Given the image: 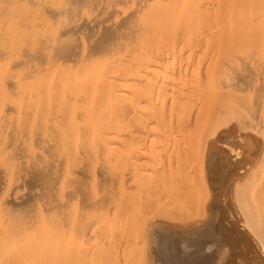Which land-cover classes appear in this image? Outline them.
I'll return each instance as SVG.
<instances>
[{"label": "bare ground", "instance_id": "bare-ground-1", "mask_svg": "<svg viewBox=\"0 0 264 264\" xmlns=\"http://www.w3.org/2000/svg\"><path fill=\"white\" fill-rule=\"evenodd\" d=\"M20 1L23 0H0V264H58L60 254L72 251L73 241L85 239L90 232L97 240L96 245L103 247L100 244L103 245L108 235L103 219L111 175L103 146H106L105 142L110 146L114 138V146L119 142L117 137L122 135L119 129L125 117L129 116V121L131 117H137V122L144 123L138 122L144 131L148 127L147 135L153 136L151 133L156 129L169 130L166 128L169 125L163 124L162 128L160 124H170L178 111L177 115L181 114V117L179 115L176 120L180 121V125L177 123L180 128L183 124L187 126L198 121L202 125L214 126L212 131L209 130L213 136H223L220 127L228 121L237 118V125L240 119L246 123L249 107L254 112L258 111L256 107L264 109V0H62L65 4L60 9H57L58 4L52 6L55 0H30L28 3L34 4L39 11L43 10L50 19L65 21L63 25L59 20L56 25L57 28L62 25V28L57 29L59 32L55 34L52 48L49 44L45 46L53 51L50 58L31 48L24 51L22 57L11 53L13 50L9 46L12 43L8 42L13 37L10 38L11 33L8 35L7 30L22 21H10L6 16L10 12L9 6L20 5ZM32 17L35 16L30 19ZM101 56L111 58L114 63L112 65L109 61L111 66L103 65L102 70L97 65L94 77L97 79L99 74L101 86L96 79L89 81L69 67L65 69L67 63L86 67ZM94 82L98 89L105 87L101 93L88 86ZM171 93L176 95H171L174 101L170 98ZM165 96L172 101L170 105ZM124 99L131 104H123L125 107L120 104L122 109L119 102L123 103ZM105 102L112 103V107L106 106ZM161 102L164 103L161 105ZM128 105H132V109ZM109 107L115 113L107 112ZM251 110L248 112L253 113ZM195 123L193 126L198 127L199 124ZM140 126L142 136L144 132H140ZM153 134L156 139L158 133ZM107 136H112V141ZM147 145L143 144V147ZM91 146L95 154L93 170L98 179V184L95 179V186H98L95 193L89 187L88 152ZM168 164L170 167L171 163ZM135 173L139 174V171ZM171 186L173 190V184ZM155 190L151 194H155ZM168 194L164 196H170ZM160 195L162 197L163 192ZM174 196L180 198L182 195ZM74 206L77 209L73 214ZM91 214L96 216L94 225L88 221ZM263 232L260 233L264 238ZM112 234L117 239L118 233L113 231ZM259 243L264 247V242ZM197 255L189 258L186 264L199 263L201 256ZM63 259L70 263L67 258ZM176 261L173 264L180 263Z\"/></svg>", "mask_w": 264, "mask_h": 264}, {"label": "rangeland", "instance_id": "rangeland-1", "mask_svg": "<svg viewBox=\"0 0 264 264\" xmlns=\"http://www.w3.org/2000/svg\"><path fill=\"white\" fill-rule=\"evenodd\" d=\"M29 1L30 0H25V1L23 0V1H20L21 3L20 5H16V6L10 5L9 6L10 12L8 11L6 17L10 21H13V20L22 21L21 22L22 24L20 25L19 23L12 24L9 27L8 29L9 32L7 30V33L8 35L11 33L9 36L10 38L11 37L13 38L10 39L11 41H9L8 39H6V41L8 40L9 41L8 43H12L11 45L8 44V46L10 45L9 48L13 50L11 53L15 52L16 55H13L14 53L12 54L15 57H22V55L24 54L23 52L24 51L26 52L27 50L31 48L30 50H33V49H36L37 51L39 50L40 53L45 58H50L51 55H53L51 44L53 43V39L57 35L56 33H58L62 28V25L60 26V28H57L56 25L57 23H60V22L64 25L65 21L62 22V18L60 19L55 18L57 19L56 21L55 19H50L48 17V14H46L42 9H41L42 11H39L37 7L34 6V4L32 5L28 3ZM35 1L41 2L40 0H35ZM65 1L55 0V2L53 1L52 6L55 7L58 4L57 9H60L65 4L64 3ZM33 8H36V9L33 10ZM16 9L17 10L19 9V12ZM31 10H33L32 13H30ZM30 16H35L36 19H34L35 17H32L30 19ZM52 24H54L55 26H53ZM57 29H59V31ZM41 30L45 32V35L43 34ZM22 31L25 32V34H23ZM47 32L49 33V35L47 34ZM29 33L30 35H28ZM25 37L27 39L29 37L31 38V40L30 38L27 40L31 43V46L29 45V42H26ZM21 39H24V40H21ZM46 44L47 46L49 44L51 48L50 47L45 48ZM20 48L23 51L20 50ZM48 49H50L51 51ZM20 51H22L21 52L22 54L19 53ZM110 59L111 58H106L102 56L96 57L93 59L92 63H90L88 66L83 67V68H80L79 67L80 65H76L74 63H67L66 64L67 67H65V69L70 68L74 72L80 75H83L84 79L88 78L89 81H93L96 79L95 78L96 72L98 71L97 70L95 72V70L98 68L99 70H102L103 65L104 67L105 65L111 66L110 62L112 60ZM97 65H99L98 68H97ZM98 75H97L96 80H98V84L99 86H101V84L103 83L98 78ZM105 83L106 85L108 84L107 82ZM98 84L95 85V82H94L92 83V85L88 84V86L90 88H93V87L97 88V91L101 93V91L105 87L102 85L103 86V88H101L102 90L98 89ZM105 90H108V87ZM171 95L173 94L172 93L170 94V98L171 100H173L172 97L173 96L175 97L176 95L175 94L173 96ZM165 97H166L167 104L169 103L171 104L172 101L170 100L169 96L168 97L165 96ZM124 100L126 101L127 99H124ZM162 100L164 101L165 98ZM107 101L110 102V100H106V102ZM125 101L122 100L123 103L119 102V106L120 104L122 105L124 104L125 106L127 104H131V103H128L129 100H127L126 102ZM163 103L161 102V105ZM106 104H107L106 106H108L109 103H106ZM109 105H111L110 107H112V103H110ZM121 106L120 108L123 109V106L122 107ZM128 106H130V109H132V105H128ZM128 106H127V110L129 109ZM249 108H248V111L252 109L251 107ZM256 108L255 109L258 111L254 112L253 111L254 109H252L251 111L253 113L251 112L249 113L248 111L247 112L245 111L247 115L246 113L244 114L248 116V117H245L247 118L246 119L247 124L243 123L240 119L238 124L240 123L241 125L240 124L237 125V121H236L237 118H236V115L234 114L235 115L234 118H236L235 120L233 119L232 121H228V123L230 122L229 124L225 123V125H222L223 127L222 126L220 127V130H222V132L224 133L223 136H216V135L213 136L211 134L212 133L211 131L214 129V126L210 124L207 125V123L206 125L208 127L204 125L205 123L203 125L200 123L201 124L200 125L198 121H193L194 123L196 122L197 124H199L198 127L193 126L194 123L190 122L189 125L191 124L190 126L194 128H191L188 124L187 126L189 127L185 126L186 124L185 125L183 124L180 128L179 126L180 121L176 119H178L177 117L179 115L181 117V114L177 115L178 109L177 110L175 109L177 113L175 112L173 115L174 116L173 117L174 121H172L173 125L171 124L172 122L170 123L171 125L166 124L165 122L162 123L161 121L160 122L162 124L155 123L157 126L159 124L161 126H163V124H165L164 126L169 125V127H166V128L167 129L170 128L171 131H169L170 129L165 131L159 127H155V128H159L160 130L159 129H156L157 131L151 130L155 132V135L157 133L159 134L155 136V138L158 141L154 139L153 132L151 133L153 136L148 134L150 136L149 137L147 135V132H148L147 125H146L147 129H145L144 131L143 130L144 127L143 128L141 127L142 124L144 123L138 121L142 123L140 126V124L137 122V119H138L137 117H134V118L131 117V121H129L130 118L128 119L129 116H127L128 114L126 113L127 117H125V119L127 118V120L123 118L125 121L122 120V124H121L122 127L120 126L121 128L120 127H119L120 129L118 128L119 132L122 135L117 137L119 138L118 139L119 142H120V139L125 138V140L123 139L124 141L121 140V142L123 141L122 142L123 144L121 142L120 144L117 141V144L115 143V146H114V141L116 140V138H114V136L112 135L114 138V141L110 139L112 138V136L110 137L107 136L106 138L113 142V143L109 142L113 146L111 145L107 146L108 142H105L107 144L106 146L105 145L103 146L104 147V150H103L104 159L107 164V167L109 166L108 171H110V174H111L109 176L110 178H109V183L107 187L108 190H106L108 192V194L106 192L107 194L106 204L107 205L105 208V217H104L105 219H103V222L105 223V225L107 224L106 228L104 226L105 228L104 230L108 232L107 233L108 235L105 236L106 240L104 239L105 242L103 241V245L100 244L103 247H100V246L98 247V245H96L97 240L94 237L93 232H90L85 239L74 240L73 241L74 244L72 243V247H73L72 251L71 250L68 251L67 253H65V255L60 254L59 256L60 262L64 260L63 259L64 257V258H67L66 259L67 261L70 260V263L69 262L67 263L64 260L63 263L61 262L62 264H66V263L67 264H173L175 263L176 260L178 261V263L180 262L179 264H186V261L189 258H192L194 255H197L200 252L199 256L201 257H200L199 263L197 264H264V249H263L264 247H262L263 245L259 243L261 241L264 242L263 235H261L260 233V232H263V229H264V226H263L264 224V217H263L264 215V184H262L264 183V171H263L264 170V152H263V149H264V109H261L258 107ZM116 109H118V107H116ZM160 110L159 111L156 110V111L160 113ZM111 111L112 109L110 108L109 111L107 112H111ZM120 111L123 113V111L125 110L123 111L120 110ZM167 111H168L167 114L170 113V109H168ZM112 113H115V112L112 111ZM112 113H108V114L110 115ZM154 113L158 114L156 112ZM132 115L130 114V116ZM234 115H231V116H234ZM169 117L170 116L168 114L167 118ZM135 123H138L139 125L138 124L135 125ZM177 123L179 125H177ZM137 125L142 128L140 132L145 133L147 131L146 134L143 133L144 137L143 135L142 136L140 135L139 133L140 128H138ZM164 126L162 128H164ZM245 127H248V128H245ZM108 128L110 129L111 127H108ZM179 128L181 129L183 133L179 131ZM199 128L200 130H202L201 132ZM149 129H150V126H149ZM189 129L191 132L189 131ZM210 129L211 131H209ZM151 131L149 130V132ZM160 131H162L163 133ZM164 131H165V134H164ZM171 132H172V135H171ZM124 133L126 135L132 133L131 135L133 134L134 135L133 137L131 135H128L130 136L129 138ZM136 134H139L137 135V138H135ZM163 134L167 136V138ZM173 136L175 139L173 138ZM141 137H143L144 140H141L143 139ZM147 138L148 140H150V142L148 140L145 141V139ZM129 139L130 141L132 139L134 142L133 141L130 142ZM137 139H140V141ZM151 140L153 141V143ZM128 141L130 144L128 143ZM124 144H128V145L124 146ZM143 144L144 145L149 144V145L143 147ZM122 145L124 147H122ZM178 147H179V150H178ZM182 149L183 151H181ZM184 150L187 151L186 154ZM141 151L143 152L144 155L142 154ZM154 151H156V153ZM177 151L180 154L176 153ZM89 152H88V158L90 161V168H91L89 187H90V190L93 193H95L97 192L96 187L98 186H95V179H97L96 177L97 175L95 176L94 174L95 172L93 170V165L95 163L93 159L95 157L93 146L89 147ZM146 152L149 154H147ZM132 155L133 156L136 155V156L133 157ZM260 156H262L261 157L263 158L262 160ZM136 157H140V158H136ZM178 157L179 159H177ZM168 158L169 159L171 158V159L169 160ZM253 160L255 163L253 162ZM146 162H148V164ZM163 162H165V164ZM168 163L169 164L171 163L170 167L167 166ZM133 165L134 166L136 165L137 167L138 165L140 166L138 168L135 166L137 170L139 171L140 175L138 173L137 174L135 173L137 170ZM248 166L250 168H248ZM140 169H142L143 171ZM253 169H255V171ZM260 170L261 172H259ZM171 172H174V173H171ZM151 173H153V175H150ZM179 174L180 176H178ZM145 175L146 177H144ZM152 176L153 178H151ZM164 177L166 178V180L164 179ZM154 178L157 179V181ZM163 179L165 181H163ZM180 179L181 181H179ZM111 180H112L113 185H111ZM123 180L125 181L123 182ZM144 181L146 182L144 183ZM152 181L154 182V184ZM141 182H143L145 185H143V183ZM96 183L98 184V179ZM149 183H151L150 188L147 189L149 186L147 184ZM166 183H169L167 184L169 186V189H168V186L165 185ZM158 184H159V187H158ZM172 184H173V190L171 186ZM176 184H178L179 186H183L184 189L182 187L179 188V186ZM139 185L143 189L139 188L140 187ZM164 186L167 189H165ZM160 187L167 191L170 190L168 192L169 194L165 190L164 191L166 193H164L162 189L160 191L159 190ZM154 189H156L155 194L154 193L151 194V192H154ZM174 189L177 193L174 191ZM158 191H159V194H158ZM162 192H163V195L162 197H160L161 196L160 194H162ZM166 194L170 196H164ZM178 194L180 196L182 195L180 197L181 199L178 197L179 196ZM257 194L259 197L257 196ZM137 195L139 196V199ZM174 195H176L178 198H176ZM172 199H176V200H172ZM246 200H247L246 203L243 202ZM244 206L246 209L244 208ZM76 209L77 207L74 206L72 209V213ZM201 214H203V216ZM89 217H88L89 224L91 225L90 222H92L93 223L92 225H94V222L96 221L95 214H91V216ZM250 225L252 227L251 230H250ZM151 226H152V229H151ZM255 227L258 230L255 229ZM258 227L262 230H260ZM113 231H115L116 234L118 233V236H117V239L119 237L118 240L114 238V235L112 234ZM256 233H259V234H256ZM185 242L187 245L184 244ZM95 245L97 248L96 250H95ZM77 246L79 248H77ZM181 247H183V249ZM60 262L58 261V264H61ZM191 264H196V263L191 262Z\"/></svg>", "mask_w": 264, "mask_h": 264}]
</instances>
